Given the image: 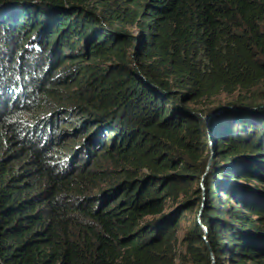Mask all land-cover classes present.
Returning a JSON list of instances; mask_svg holds the SVG:
<instances>
[{
	"label": "trees",
	"instance_id": "1",
	"mask_svg": "<svg viewBox=\"0 0 264 264\" xmlns=\"http://www.w3.org/2000/svg\"><path fill=\"white\" fill-rule=\"evenodd\" d=\"M211 250L264 264V0H0V264Z\"/></svg>",
	"mask_w": 264,
	"mask_h": 264
},
{
	"label": "rangeland",
	"instance_id": "2",
	"mask_svg": "<svg viewBox=\"0 0 264 264\" xmlns=\"http://www.w3.org/2000/svg\"><path fill=\"white\" fill-rule=\"evenodd\" d=\"M228 98H230V97H228L227 95H222L220 97L221 100H226ZM214 145H215V143H214ZM215 147H216V145H215ZM215 151H216V149H215ZM201 206L203 207L204 205L202 204ZM197 210H198V207H196L194 211H191L189 214H186L184 217L180 218L181 228L179 230V234L181 236H183L185 230L190 226V224L193 223V220L196 219V217H197Z\"/></svg>",
	"mask_w": 264,
	"mask_h": 264
},
{
	"label": "water",
	"instance_id": "3",
	"mask_svg": "<svg viewBox=\"0 0 264 264\" xmlns=\"http://www.w3.org/2000/svg\"><path fill=\"white\" fill-rule=\"evenodd\" d=\"M230 106H221L220 108H219V111L217 112V113H220V112H222V111H224L226 108H229ZM235 110H240V109H238V108H236V107H233ZM246 111H250V109H247ZM210 117L211 116H207L206 117V119H207V121L210 119ZM210 145H211V149H212V155H214L215 154V149H216V147H215V145H214V141H213V138H212V135L210 134ZM201 210H202V208H201ZM200 210V211H201ZM201 214V212L199 213V215ZM199 220H200V217H199ZM205 230H207V227H205ZM211 255H212V258H213V264H215V257H214V253H213V251L211 250Z\"/></svg>",
	"mask_w": 264,
	"mask_h": 264
}]
</instances>
